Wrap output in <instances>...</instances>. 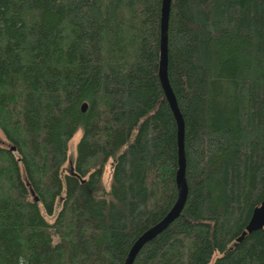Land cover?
Masks as SVG:
<instances>
[{"label":"trees","instance_id":"trees-1","mask_svg":"<svg viewBox=\"0 0 264 264\" xmlns=\"http://www.w3.org/2000/svg\"><path fill=\"white\" fill-rule=\"evenodd\" d=\"M159 15L160 0H0V264H122L173 204ZM166 37L187 195L131 264H264V228L235 241L264 198V0H170Z\"/></svg>","mask_w":264,"mask_h":264},{"label":"water","instance_id":"water-1","mask_svg":"<svg viewBox=\"0 0 264 264\" xmlns=\"http://www.w3.org/2000/svg\"><path fill=\"white\" fill-rule=\"evenodd\" d=\"M170 0H160V15H159V41H158V65L157 78L160 84L164 99L174 118L176 126V162L177 167L174 176L176 196L173 204L164 216L154 223L152 226L144 230L131 244L122 264H131L135 255L144 243L151 240L155 235L161 232L171 221L180 215L187 195V185L184 177V149H183V119L178 110L174 94L170 88L167 77V22L169 13ZM85 104H81L83 112ZM264 228V198L254 206L249 216V219L241 234L235 239L236 242L246 234L256 229Z\"/></svg>","mask_w":264,"mask_h":264},{"label":"rangeland","instance_id":"rangeland-1","mask_svg":"<svg viewBox=\"0 0 264 264\" xmlns=\"http://www.w3.org/2000/svg\"><path fill=\"white\" fill-rule=\"evenodd\" d=\"M80 136L79 132H76L74 134V136L70 139V141L68 142V152H67V161L64 164L63 168L66 169L67 166L69 165V163L71 162V160L73 159V154H74V146L75 143L77 142L78 138ZM6 145V141L4 136L2 135L1 131H0V146H5ZM110 162L111 160H108L103 168V172H102V176H101V186H102V190L104 192H106V190L108 189V184H109V176H110ZM1 186H2V190L4 192V186L1 182ZM59 206V203L56 205L55 209L57 210ZM217 254L214 253V255L212 256V258H214Z\"/></svg>","mask_w":264,"mask_h":264}]
</instances>
